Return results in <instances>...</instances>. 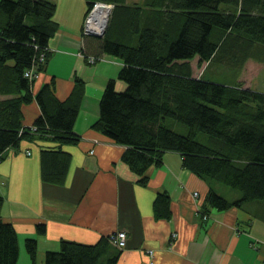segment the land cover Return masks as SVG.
<instances>
[{
  "label": "trees",
  "instance_id": "16d2710c",
  "mask_svg": "<svg viewBox=\"0 0 264 264\" xmlns=\"http://www.w3.org/2000/svg\"><path fill=\"white\" fill-rule=\"evenodd\" d=\"M85 1L87 10L97 0ZM99 1L113 7L102 36L82 33V53L123 61L117 78L125 87L107 81L98 119L102 134L125 146L122 161L146 182L147 169L160 166L165 151L177 152L185 169L226 195L211 188V206L251 205L264 219V89L250 80L264 65V0ZM55 7L51 0H0V160L21 139L50 134L57 146L41 151V178L62 184L70 155L61 145L79 139L73 127L84 82L76 78L63 100L54 78L33 93L58 29ZM213 67L229 80L206 78ZM32 100L40 113L26 127L22 105ZM2 204L0 195V264H17V233L3 219ZM153 208L157 217L170 215L166 193L156 195ZM25 250L35 264V238L25 239ZM119 251L108 236L92 244L61 240L43 263L114 264Z\"/></svg>",
  "mask_w": 264,
  "mask_h": 264
},
{
  "label": "crops",
  "instance_id": "0c3cea01",
  "mask_svg": "<svg viewBox=\"0 0 264 264\" xmlns=\"http://www.w3.org/2000/svg\"><path fill=\"white\" fill-rule=\"evenodd\" d=\"M51 1L56 4L53 18L58 29L49 41V56L33 93L54 78L56 95L63 100L75 79L83 80L84 94L73 127L79 139L61 145L70 155L62 184L41 178V151L57 146L50 134L23 138L3 153L1 215L17 233V264H32L24 247L26 238L36 239L35 264H44L45 252L57 250L61 240L92 244L101 236L110 238L116 230H125L127 238L125 247L117 248L114 264H264V219L251 205L211 206L209 190L224 192L185 169L177 152L165 151L161 165L147 169L146 182L122 161L125 146L103 135L98 119L107 81L114 78L117 90L125 87L117 78L123 61L104 54L90 62L82 53L85 0ZM39 113L35 100L23 104V126H31ZM159 192L169 197L168 217L154 212ZM39 223L45 226L42 233L37 231Z\"/></svg>",
  "mask_w": 264,
  "mask_h": 264
},
{
  "label": "built area",
  "instance_id": "2783aa9c",
  "mask_svg": "<svg viewBox=\"0 0 264 264\" xmlns=\"http://www.w3.org/2000/svg\"><path fill=\"white\" fill-rule=\"evenodd\" d=\"M113 5L104 1H94L91 6L86 10L84 18L82 21V33L88 35H103L109 14L111 12ZM44 59V54L41 53V60ZM87 60L90 62H95L94 57L87 56ZM29 75V72H25ZM37 77V74H35ZM196 195L197 192H194ZM111 243L117 248H124L126 245L127 234L125 230H116L114 233L110 234ZM151 252V251H150Z\"/></svg>",
  "mask_w": 264,
  "mask_h": 264
},
{
  "label": "rangeland",
  "instance_id": "374dc122",
  "mask_svg": "<svg viewBox=\"0 0 264 264\" xmlns=\"http://www.w3.org/2000/svg\"><path fill=\"white\" fill-rule=\"evenodd\" d=\"M132 3V0H129ZM215 67H213L210 71H207L205 77L218 82H226L229 80V75H225L224 73L214 72ZM255 74L251 77V84L257 89H264V65L261 68H254ZM25 247V246H24Z\"/></svg>",
  "mask_w": 264,
  "mask_h": 264
},
{
  "label": "water",
  "instance_id": "95a60500",
  "mask_svg": "<svg viewBox=\"0 0 264 264\" xmlns=\"http://www.w3.org/2000/svg\"><path fill=\"white\" fill-rule=\"evenodd\" d=\"M95 36H98V37H100V36H102V35H95Z\"/></svg>",
  "mask_w": 264,
  "mask_h": 264
}]
</instances>
